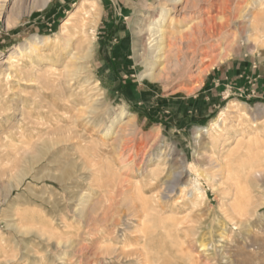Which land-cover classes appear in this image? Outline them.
I'll list each match as a JSON object with an SVG mask.
<instances>
[{
  "label": "rangeland",
  "instance_id": "obj_1",
  "mask_svg": "<svg viewBox=\"0 0 264 264\" xmlns=\"http://www.w3.org/2000/svg\"><path fill=\"white\" fill-rule=\"evenodd\" d=\"M43 1L0 0V264H264V0L148 68L170 0Z\"/></svg>",
  "mask_w": 264,
  "mask_h": 264
},
{
  "label": "bare ground",
  "instance_id": "obj_2",
  "mask_svg": "<svg viewBox=\"0 0 264 264\" xmlns=\"http://www.w3.org/2000/svg\"><path fill=\"white\" fill-rule=\"evenodd\" d=\"M43 0H41L42 2ZM49 0H45V2L47 3ZM201 1V0H200ZM207 4L211 5L212 2H210L211 0H205ZM44 2V1H43ZM202 2V1H201ZM44 3V4H46ZM164 3V2H163ZM170 3L174 6V11L178 12V13H175V16H173V18L171 17V13L169 12V10H167L166 8H162L163 11H162V14H161V17L160 18H157L156 20V24L153 25L155 27L153 28H149V30H146L144 32H141L139 34V36L141 37V39H144V37H146L147 33H149L150 35V38H154V42L156 43L155 47L152 48V50L148 51V56H147V60L146 62L144 63L147 68L148 67H154L158 64V62H161V60L163 58H169V54L171 51V49L176 45V43L172 42L169 40V34H172L174 35L175 33L172 31L173 27H172V23L174 21L177 20V17L178 15H181L182 18H185V17H190V16H194L193 19H188L186 21H188V23H192L193 21H195L198 17L199 19H201V27L197 26V27H192V32L190 34H183L181 35V40L183 41L185 39V41L187 42V46L185 48L188 49V51H191L192 53V57H191V60H195L196 59V56L197 55H200V53L203 55V54H206L207 51H205L206 49H209L211 47V42L212 41H215L217 38H221L225 32L227 31L226 29L228 27H230V22L229 20H222L223 23H220L217 21V18L218 16H213L211 15L213 12H214V8H218L216 6V3L217 2H214V4L211 5V7L209 8H202L201 6V3H199V0H170ZM226 3V2H225ZM224 3V4H225ZM92 4V3H91ZM90 6L93 7V8H96V5L92 4ZM162 4V3H161ZM167 4V3H166ZM165 4V5H166ZM181 4H184V7L182 9H179V6ZM43 6V5H42ZM41 6V7H42ZM81 6H84V2L81 3ZM224 6V5H223ZM226 6V5H225ZM44 7V6H43ZM89 8V7H88ZM172 9V8H170ZM179 9V10H178ZM219 9V8H218ZM246 9V8H245ZM217 10V9H216ZM215 10V11H216ZM220 10V9H219ZM231 10V9H230ZM244 10V9H243ZM242 10V12H243ZM247 10V9H246ZM228 11V10H227ZM227 11H224V12H227ZM250 11V10H249ZM248 11V12H249ZM220 12V11H217V13ZM231 12V11H230ZM247 12V11H246ZM245 12V14H246ZM216 13V14H217ZM229 13V12H228ZM232 13V12H231ZM244 13V12H243ZM159 14V13H158ZM223 14V13H221ZM188 15V16H187ZM218 15H220V13H218ZM231 15V14H229ZM228 15V16H229ZM222 17V15H220ZM244 16V15H243ZM73 17V15H72ZM78 17V16H77ZM155 17V16H154ZM159 17V16H158ZM206 17V18H205ZM238 17V16H237ZM255 16L253 15V18ZM259 16H257L258 18ZM76 18V17H75ZM80 17L76 18V20H79ZM225 18V17H224ZM228 18V17H227ZM252 18V19H253ZM82 20L83 17L81 18ZM176 19V20H175ZM195 19V20H194ZM220 19V17H219ZM237 19V18H236ZM240 19H244V18H240L238 17V20ZM246 19V17H245ZM259 19L261 20L262 18L259 17ZM256 20V19H255ZM235 21V19H234ZM241 21V20H240ZM251 21V20H250ZM258 21V20H257ZM233 22V20L231 21ZM237 22V21H236ZM260 22V21H259ZM258 22V23H259ZM72 22H70V24L66 27H64L65 30H69V32L73 33L74 31L75 32H78V28L77 27H73L71 25ZM245 23V22H244ZM253 23V21H252ZM257 23V22H255ZM74 24V23H73ZM75 25V24H74ZM258 25V24H257ZM261 25V24H259ZM256 26V25H255ZM82 27H84V24H82ZM81 28V27H80ZM253 29V27L251 28ZM243 30V29H242ZM256 31V30H255ZM254 32V31H253ZM148 36V35H147ZM69 37V36H68ZM67 37V38H68ZM217 39V40H218ZM250 40V39H249ZM46 41H47V38H37L35 40H33V42L31 43V45L29 46V48L26 49V51L28 52H32V51H36L37 50V46L38 47H42L44 45H46ZM84 42H82L80 45H79V50H82V44ZM185 43V42H184ZM186 44V43H185ZM213 46V45H212ZM204 51V52H203ZM183 52L182 48H178V55ZM167 54V55H166ZM166 55V56H164ZM191 62V61H190ZM226 111V110H225ZM222 113L218 122L216 123V127H219L220 124L222 123V117H224V115H226V113ZM46 125V124H45ZM209 151V150H208ZM203 154V153H202ZM204 155V154H203ZM208 155V154H207ZM207 155L205 156L204 158V163L206 165V167H210L212 169H219L220 168V165L214 160V159H211L209 157H207ZM192 171V170H191ZM219 172V171H218ZM257 172V171H256ZM192 173V172H191ZM146 174V173H145ZM220 174V173H219ZM219 174L217 176H219ZM222 174V173H221ZM220 174V176H221ZM147 175V174H146ZM198 176V175H197ZM255 178H257L258 176H260V174L256 173L255 174ZM216 177V176H215ZM177 181V180H176ZM198 181V180H197ZM216 181V179H215ZM180 182V181H179ZM175 183V182H174ZM179 186V185H178ZM164 187V186H163ZM196 187V185H195ZM199 187V185H198ZM155 188V187H154ZM201 188V187H200ZM201 191V190H200ZM161 192V191H160ZM204 193V192H202ZM199 194V193H198ZM200 196V194H199Z\"/></svg>",
  "mask_w": 264,
  "mask_h": 264
},
{
  "label": "crops",
  "instance_id": "obj_3",
  "mask_svg": "<svg viewBox=\"0 0 264 264\" xmlns=\"http://www.w3.org/2000/svg\"><path fill=\"white\" fill-rule=\"evenodd\" d=\"M48 14H49V13L46 12V13H44V15H40L41 17H40V16H39V17H40V18H43L45 15H48ZM39 17H38V18H39ZM40 18H39V19H40ZM6 35H7L8 37H12V36H10V34H6ZM13 35H14V34H13ZM14 36H15V35H14Z\"/></svg>",
  "mask_w": 264,
  "mask_h": 264
}]
</instances>
